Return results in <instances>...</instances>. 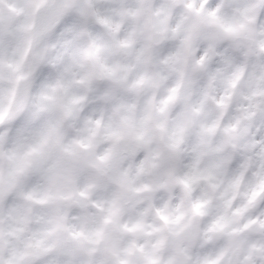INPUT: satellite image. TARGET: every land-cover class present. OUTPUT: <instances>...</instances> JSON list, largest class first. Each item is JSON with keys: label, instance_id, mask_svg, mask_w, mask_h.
Wrapping results in <instances>:
<instances>
[{"label": "clouds", "instance_id": "9594fccd", "mask_svg": "<svg viewBox=\"0 0 264 264\" xmlns=\"http://www.w3.org/2000/svg\"><path fill=\"white\" fill-rule=\"evenodd\" d=\"M0 264H264V0H0Z\"/></svg>", "mask_w": 264, "mask_h": 264}]
</instances>
